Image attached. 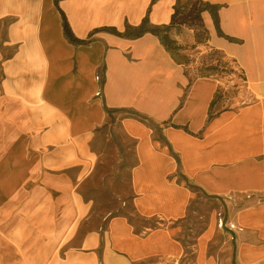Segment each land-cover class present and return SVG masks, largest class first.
Segmentation results:
<instances>
[{
	"label": "crops",
	"instance_id": "obj_1",
	"mask_svg": "<svg viewBox=\"0 0 264 264\" xmlns=\"http://www.w3.org/2000/svg\"><path fill=\"white\" fill-rule=\"evenodd\" d=\"M177 1H61L78 38L117 29L76 46L55 0H0V264H219L213 204L235 242L223 264H264V0H203L220 7L218 23L202 14L206 46L187 25L170 31L201 55L236 52L237 91L187 74L156 35L124 36L148 12L170 26ZM118 145L133 146L121 197L143 222L107 214L86 230L85 187ZM198 202L210 208L200 232Z\"/></svg>",
	"mask_w": 264,
	"mask_h": 264
},
{
	"label": "rangeland",
	"instance_id": "obj_2",
	"mask_svg": "<svg viewBox=\"0 0 264 264\" xmlns=\"http://www.w3.org/2000/svg\"><path fill=\"white\" fill-rule=\"evenodd\" d=\"M192 5L193 2L191 0H181L180 3V6H183V8H187V9L190 8ZM196 26H197L196 28L199 30V37L197 36L196 38V31H195L194 34L195 43L197 44V46L208 45L209 42L207 41L208 40L207 38L209 35L205 34L204 30L198 27L199 26L198 23H196ZM100 30H109V31L113 30V32H117V29L108 28V27L93 29L90 32L88 38H86L85 40L93 39L94 34ZM171 32L168 33V36L171 40H175L174 35ZM216 36L225 39L235 48L244 46L246 40L244 38L232 37L224 33H217ZM257 36L258 35H249V38L251 39V43L254 42L255 39H258ZM255 42L257 43V41ZM177 43L179 45H182L181 42L177 41ZM197 46H193L192 44L186 43L183 44L182 46L183 49L181 51L178 52L171 51L169 53L179 65L183 66L187 74L194 72L195 74L198 75H219L220 77L223 76L222 78L228 79V83H230L229 87L230 89H234V91H237L236 90L237 88H242L243 86H245L241 82V78L236 79L233 76V75L236 76L240 75V72H238L239 70L243 71L242 68L236 63L238 62V60L242 61L241 57L237 55L236 52L225 53V51L223 52L221 50H210L207 54L201 55L197 53ZM260 51H261L260 49H256V51L254 52H256L257 56H259ZM244 73H246V71ZM247 82H248V76H247ZM246 86H248V84ZM120 141L118 140L117 142ZM132 152H133V146L124 147L123 145H118L116 156L112 158L111 161L109 162L107 161L108 163L105 165L104 171L100 175H98L97 178L92 179L90 184L86 185L85 194L91 196V198L95 202L94 210H92L91 213L92 215L91 220L89 222H86V230L90 228H98L100 226V223L102 222V219L107 214L110 216L114 215V216L129 217L132 222L138 225H140L143 222L135 215V211L133 210V208L129 203L127 206L126 205L124 206L123 203L124 199L121 197L127 188L125 184L126 179L124 178L123 175L120 174L119 170L122 169L123 166L125 165L126 158L127 159L132 158V154H133ZM110 154L111 157L114 156L112 150L110 151ZM115 166L117 170L114 169ZM194 210H196L195 212L197 213L195 218L197 219L196 223H197L198 232H200V229L203 228L204 217L207 219V223H208L210 208L205 202H198L197 205L194 207ZM220 212L221 210H219V207L217 205L213 204L211 206V213L213 219L212 252H213V256H215L218 263L223 264L226 254H228V251L235 242H230L229 243L230 247L227 244L225 240L226 227L223 226L224 231L219 227V221L221 220V216H222ZM101 226L105 228L106 222H102Z\"/></svg>",
	"mask_w": 264,
	"mask_h": 264
},
{
	"label": "trees",
	"instance_id": "obj_3",
	"mask_svg": "<svg viewBox=\"0 0 264 264\" xmlns=\"http://www.w3.org/2000/svg\"><path fill=\"white\" fill-rule=\"evenodd\" d=\"M61 1H64V0H55V3L62 15L63 30H64V34L67 40L76 46L91 44L93 42L92 40L81 39L75 35L69 23L67 15L60 7ZM191 1L193 2V5L188 9L183 8V6H180L181 0L177 1L176 6L174 7L175 12L172 16V21H171L170 26L152 27V24L150 23V20H149V12H148L147 16L144 18L141 25L138 27L128 26L124 36L136 39V38L142 37L145 34L151 33L153 35H156L160 39L162 45L166 48L168 52L181 51L183 49L182 47L183 45H179L177 41L171 40L168 36V33L171 31L173 27L187 25L191 29H194L196 31V38H197V36L199 37V30L196 28L197 27L196 23H198L199 25L198 27L200 29L204 30L205 34H208L207 30L205 29L203 18H202V14L204 12L206 11L211 12L214 20L216 21V23H218V11L220 9L218 5H212L211 3L204 2L203 0H191ZM119 35L121 36V34ZM209 38L210 37L208 36L207 39L209 40Z\"/></svg>",
	"mask_w": 264,
	"mask_h": 264
},
{
	"label": "built area",
	"instance_id": "obj_4",
	"mask_svg": "<svg viewBox=\"0 0 264 264\" xmlns=\"http://www.w3.org/2000/svg\"><path fill=\"white\" fill-rule=\"evenodd\" d=\"M234 68V67H233ZM235 69V68H234ZM243 71H244V69H242ZM243 71H241V70H239L238 72H240V75H238V76H236V75H233L236 79H239V78H241V82L244 84V85H247L248 84V82H247V76H246V73H244ZM223 77V76H222ZM238 77V78H237ZM240 82V81H239ZM223 225H224V221H223V219H221L220 221H219V226L220 227H223Z\"/></svg>",
	"mask_w": 264,
	"mask_h": 264
}]
</instances>
